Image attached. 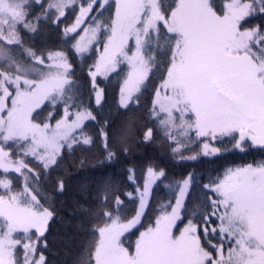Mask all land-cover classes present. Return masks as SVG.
<instances>
[{"label":"snow or ice","instance_id":"snow-or-ice-1","mask_svg":"<svg viewBox=\"0 0 264 264\" xmlns=\"http://www.w3.org/2000/svg\"><path fill=\"white\" fill-rule=\"evenodd\" d=\"M0 264H264V0H0Z\"/></svg>","mask_w":264,"mask_h":264},{"label":"trees","instance_id":"trees-1","mask_svg":"<svg viewBox=\"0 0 264 264\" xmlns=\"http://www.w3.org/2000/svg\"><path fill=\"white\" fill-rule=\"evenodd\" d=\"M165 3L168 2V0H164ZM146 95H148L146 93ZM111 102V98H109V103ZM150 102V101H149ZM134 157H137L138 159L134 160V163L139 164L145 157L152 158L157 157L161 158L163 157L164 160H167V157L164 156V153L160 150V145L157 143L154 146H149L146 149L141 147L136 152L133 153ZM261 154L257 151H250L247 155L241 154L239 152H235L232 155H227L224 157H221L218 160H211L210 158L207 160H204L201 164L198 165V168L205 173L206 176H216L218 172H222L223 168L222 165L227 166V162H234V165H240L242 163H251L254 159L259 160L261 159ZM130 160H132V157H129ZM231 165V166H234ZM123 166L117 165L115 172H119ZM118 178V177H117ZM84 182V177H78L76 180L72 182V185L69 188L68 192V202L69 204L72 203L73 199L81 198V191H80V185ZM22 183V180L20 181ZM160 197L157 196L155 200L153 201L152 208L155 209L157 207L156 201L159 200ZM152 217L151 210L149 211V214L147 217H145V224L148 223L149 219ZM142 230V229H141ZM138 234V233H137ZM71 233L68 232L66 235V226L63 223H56L53 225L52 229V236L50 237V241H52L51 247L53 249V254L51 256V259L53 261H63L66 259H70V256L72 253H74L78 247L79 244V238L72 239ZM130 239L134 240L135 237H130Z\"/></svg>","mask_w":264,"mask_h":264}]
</instances>
